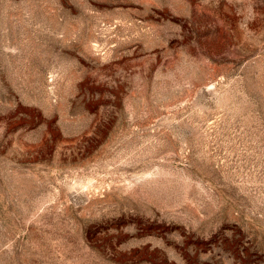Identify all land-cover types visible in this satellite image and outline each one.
I'll list each match as a JSON object with an SVG mask.
<instances>
[{"label":"rangeland","instance_id":"374dc122","mask_svg":"<svg viewBox=\"0 0 264 264\" xmlns=\"http://www.w3.org/2000/svg\"><path fill=\"white\" fill-rule=\"evenodd\" d=\"M0 264H264V0H0Z\"/></svg>","mask_w":264,"mask_h":264}]
</instances>
